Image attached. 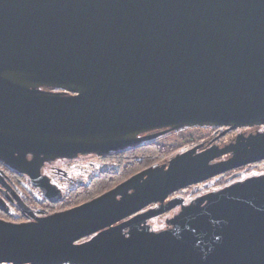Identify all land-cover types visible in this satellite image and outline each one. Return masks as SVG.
Returning <instances> with one entry per match:
<instances>
[{
  "label": "water",
  "instance_id": "obj_1",
  "mask_svg": "<svg viewBox=\"0 0 264 264\" xmlns=\"http://www.w3.org/2000/svg\"><path fill=\"white\" fill-rule=\"evenodd\" d=\"M207 127H264V0H0V163L51 203L46 162ZM263 162L264 132L239 134L66 211L18 198L32 220L0 219V264H264V174L169 200Z\"/></svg>",
  "mask_w": 264,
  "mask_h": 264
},
{
  "label": "flooded vegetation",
  "instance_id": "obj_2",
  "mask_svg": "<svg viewBox=\"0 0 264 264\" xmlns=\"http://www.w3.org/2000/svg\"><path fill=\"white\" fill-rule=\"evenodd\" d=\"M54 92H61L59 90H53ZM187 129L191 128H186L183 129V131H186ZM182 131V130H180ZM256 132H264V127H259V128H244V129H238V130H231L228 131L227 128H213L212 130V135L210 137H207V139L202 140L199 144L191 145V148H194L196 146H203V149L210 148L214 145L219 146L220 148L225 147L227 144H230L231 142L234 141V139L237 137L239 134H250V133H256ZM156 133V132H153ZM176 133V132H174ZM225 135L223 136V134ZM151 134V133H150ZM222 134V135H221ZM221 135V136H220ZM111 155V154H110ZM107 156L104 157H98L95 155H88V156H80L77 158H58L56 160H52L49 162H46L41 170H40V175L41 178L45 179L47 183L55 188L58 189L61 194H62V199H64V183H70L72 181V177L69 175V172L72 169H76V171L79 169L80 166H85L88 161H83V159H105ZM28 159H32L31 156H28ZM227 159V158H226ZM264 163V162H263ZM263 163H258V164H253L249 165L244 168H250V169H255L259 167ZM243 169V168H241ZM73 171V170H72ZM0 172L4 179L6 180L7 184L10 186L9 189H5L2 187L0 184V219H3L2 215L8 218H12L15 220H23V222H28L32 220L28 214L23 213L21 208L19 207L17 203V199L19 198L23 204L30 209L32 212L35 213H41L38 216H45L46 214V208H49L51 205H56L58 203H51L49 200H47L43 193L41 192L40 189L35 188L31 182V179L24 174H18L8 167L4 166L2 163H0ZM234 173L236 171H233ZM233 172H230L233 173ZM79 174V172L77 173ZM229 174V173H227ZM225 174V175H227ZM249 174V173H248ZM248 174H243L241 177H237V174H234L231 176L229 179H227L226 182V187L230 186L232 184H235L237 182L244 181L250 177L253 176H258L261 174H250L248 177ZM247 175V177H246ZM84 176V175H83ZM73 183V182H71ZM79 185V184H78ZM84 185V184H81ZM77 186V185H76ZM80 186V185H79ZM223 189V188H222ZM221 189H218L216 191L212 192H217ZM210 192V193H212ZM26 193V194H25ZM208 194V193H207ZM26 195V196H25ZM205 195V194H203ZM175 198H182L185 201V205H189L192 201H194L196 198L188 201L186 198L181 197L178 193L172 195L169 200H173ZM156 206H151L149 209H153ZM180 211V208H177L175 211L170 212L160 218L165 217V222L167 223L168 220L172 219L174 215H176ZM169 215L170 218H166ZM159 219V218H158ZM4 220H6L4 218ZM155 220V219H154ZM151 222V221H150ZM149 222V225L151 226ZM167 225V224H166ZM152 227V226H151ZM167 228V226H166Z\"/></svg>",
  "mask_w": 264,
  "mask_h": 264
},
{
  "label": "rangeland",
  "instance_id": "obj_3",
  "mask_svg": "<svg viewBox=\"0 0 264 264\" xmlns=\"http://www.w3.org/2000/svg\"><path fill=\"white\" fill-rule=\"evenodd\" d=\"M212 130L213 128H191V129H187L186 131H179L176 133H170V134H166L162 137H160L159 139L155 140L154 142H156V144L158 146H166L167 148H169L171 151H168V153H166V160H164L163 163L167 162L170 158L174 157L176 154L179 153H183L189 149H191V145H195V144H199L202 140L207 139V137H210V135H212ZM222 135V134H221ZM220 135V136H221ZM169 154V155H168ZM142 155V154H141ZM140 155V156H141ZM133 158H137V153L134 154ZM133 158H127L126 160V164L129 165L128 162H131L133 160ZM88 161V163L85 166H80L79 169L76 171V169H72L69 172V175L72 177V181L73 183H64V199L58 203L56 206L51 205L49 208H46V214L50 215V214H54L57 212H62V211H66L69 210L70 207H68L69 203H81V202H87L89 201L88 199L91 198L92 194H98L100 192H102V190L104 188H106L108 190L114 188L115 186H117L118 184H120V182H122L123 180H125V178L127 176H129L131 174V172L129 173H124L123 176H119L117 173H114L111 175L110 177V183L106 182H99L97 183L92 189L89 190H79L76 191L71 197H69V199H66L68 197V195H70L71 191H74L77 187H79V185L84 184L87 185L90 180L92 179V177L96 176L100 170L102 171L103 169L107 168L108 163L110 164L109 166H112L111 163H113L112 160H110L108 163H106V159L102 160V159H83V161ZM131 160V161H130ZM161 163V164H163ZM114 164V163H113ZM112 169V168H111ZM119 169V167L117 168ZM133 169V168H132ZM79 172V174H77ZM249 173V174H248ZM264 174V163L261 164L259 167L255 168V169H250V168H243V169H239L236 170V172L234 173H229L227 175H223L220 177H217L215 179L209 180L203 184L194 186V187H190L186 190L180 191L178 192V194L181 197L186 198L188 201L194 199V198H198L200 196H202L203 194H207L210 193L212 191H216L218 189H222L226 187V184L224 185V183L227 182V179H229L231 176H233L234 174H237V177H241L243 174H248V177L250 176V174ZM238 174H240L238 176ZM84 175V176H83ZM247 177V175H246ZM79 184V185H78ZM77 185V186H76ZM26 194V193H25ZM26 196V195H25ZM71 209V208H70ZM171 215H169L166 218H170ZM3 220L4 218L6 219V221H13L14 219L8 218L3 216ZM172 217V216H171ZM165 217L164 218H160L159 219H155L152 220L150 222L153 230L156 231H160V230H164L166 229V222H165ZM19 222V220H17Z\"/></svg>",
  "mask_w": 264,
  "mask_h": 264
},
{
  "label": "trees",
  "instance_id": "obj_4",
  "mask_svg": "<svg viewBox=\"0 0 264 264\" xmlns=\"http://www.w3.org/2000/svg\"><path fill=\"white\" fill-rule=\"evenodd\" d=\"M168 151H171V150L169 148H167L166 146H161V145L158 146L156 144V142L151 141L148 143H144L143 145L138 146L136 148H132V149H129V150H126L123 152H118V153L108 155L105 158L107 160L106 163H108L110 160H112L114 164L111 163L112 166H109L110 164L108 163L106 169H103L102 171L100 170V172L96 176L92 177V179L90 180V182L87 185H80L74 191H71L70 195H68V197L66 199H69V197H71L76 191L92 189L97 183H99L101 181L106 182V184L110 183V177L114 173H117L119 176H123L124 173L131 172V174L129 176H127L125 178V180L120 182V184H121V183L125 182L126 180H128L129 178H131L132 176H134V175H136V174H138V173H140V172H142V171H144L150 167H153L155 165H159V164L163 163L164 160L167 159L166 153H168ZM136 153H137V158L134 159L133 156ZM128 157L131 159L133 158L132 161L130 160L131 162H128L129 165H127L125 163ZM102 160H104V159H102ZM118 167H119V169H117ZM120 184H118V185H120ZM225 184L226 183H224V185ZM117 186H115V187H117ZM114 188H112V189H114ZM112 189H110V190H112ZM110 190H109V188H108V190L106 188H104L102 190V192H100L98 194H92L91 198H89L88 200L90 201L94 198H97V197L103 195L104 193H106ZM74 202L69 203L68 207L74 208V207H77L81 204L86 203V202H84V203L83 202L74 203ZM56 205H53V206H56ZM9 222L23 223V220L20 219L18 222L17 220L14 219L13 221L9 220Z\"/></svg>",
  "mask_w": 264,
  "mask_h": 264
},
{
  "label": "built area",
  "instance_id": "obj_5",
  "mask_svg": "<svg viewBox=\"0 0 264 264\" xmlns=\"http://www.w3.org/2000/svg\"><path fill=\"white\" fill-rule=\"evenodd\" d=\"M3 264H9V263H3Z\"/></svg>",
  "mask_w": 264,
  "mask_h": 264
},
{
  "label": "snow or ice",
  "instance_id": "obj_6",
  "mask_svg": "<svg viewBox=\"0 0 264 264\" xmlns=\"http://www.w3.org/2000/svg\"><path fill=\"white\" fill-rule=\"evenodd\" d=\"M0 259H3V258H0Z\"/></svg>",
  "mask_w": 264,
  "mask_h": 264
}]
</instances>
